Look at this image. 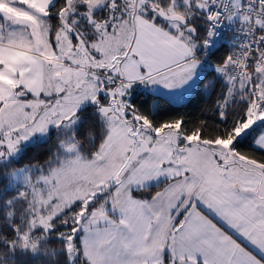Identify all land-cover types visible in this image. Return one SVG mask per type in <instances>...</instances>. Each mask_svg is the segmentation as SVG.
I'll use <instances>...</instances> for the list:
<instances>
[{"label": "snow or ice", "instance_id": "snow-or-ice-1", "mask_svg": "<svg viewBox=\"0 0 264 264\" xmlns=\"http://www.w3.org/2000/svg\"><path fill=\"white\" fill-rule=\"evenodd\" d=\"M0 264H264V0H0Z\"/></svg>", "mask_w": 264, "mask_h": 264}, {"label": "trees", "instance_id": "trees-1", "mask_svg": "<svg viewBox=\"0 0 264 264\" xmlns=\"http://www.w3.org/2000/svg\"><path fill=\"white\" fill-rule=\"evenodd\" d=\"M152 99H154V97H152ZM139 102L147 103V100L142 98V100L138 101V103ZM161 103H163V101H161ZM207 107H208L207 101L196 100L193 101V103L187 109H182L181 114L187 113L191 118L195 119L200 117ZM44 151H46V149H37L33 152H30L29 158L38 156L42 154Z\"/></svg>", "mask_w": 264, "mask_h": 264}]
</instances>
